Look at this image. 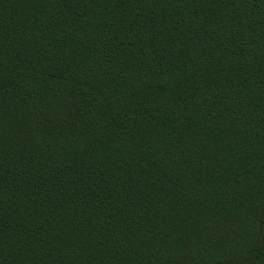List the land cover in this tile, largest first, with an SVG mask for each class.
<instances>
[{
  "label": "trees",
  "instance_id": "1",
  "mask_svg": "<svg viewBox=\"0 0 264 264\" xmlns=\"http://www.w3.org/2000/svg\"><path fill=\"white\" fill-rule=\"evenodd\" d=\"M0 264H264V0H0Z\"/></svg>",
  "mask_w": 264,
  "mask_h": 264
}]
</instances>
